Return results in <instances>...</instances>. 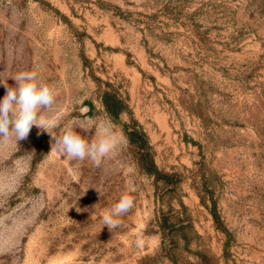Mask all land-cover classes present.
I'll return each mask as SVG.
<instances>
[{"label":"rangeland","instance_id":"obj_1","mask_svg":"<svg viewBox=\"0 0 264 264\" xmlns=\"http://www.w3.org/2000/svg\"><path fill=\"white\" fill-rule=\"evenodd\" d=\"M21 71L54 90L53 136L82 125L91 141L104 122L119 142L97 167L51 152L36 126L0 140V264H264V0H0V77ZM92 76L127 98L177 185L140 170ZM130 187L110 232L102 216Z\"/></svg>","mask_w":264,"mask_h":264},{"label":"clouds","instance_id":"obj_2","mask_svg":"<svg viewBox=\"0 0 264 264\" xmlns=\"http://www.w3.org/2000/svg\"><path fill=\"white\" fill-rule=\"evenodd\" d=\"M11 78L14 86L8 84ZM7 79L0 77V85L6 93L0 100V140L15 141L26 140L33 126L40 132H47L52 137L51 152L61 158L70 160H90L99 167L102 162L113 152L119 138L114 133L110 124L101 122L95 127L94 138L89 141L83 133L90 129L80 125L69 127L59 136H53L48 129L53 123L44 119L42 110L50 109L55 103L54 90L38 78L36 71H21ZM79 128L81 132H77ZM39 134V133H38ZM135 191L130 187L128 192L121 195L109 212L102 216L103 227L107 226L111 232L121 224L119 219L127 214L134 206L131 195ZM79 212V210L76 208Z\"/></svg>","mask_w":264,"mask_h":264},{"label":"trees","instance_id":"obj_3","mask_svg":"<svg viewBox=\"0 0 264 264\" xmlns=\"http://www.w3.org/2000/svg\"><path fill=\"white\" fill-rule=\"evenodd\" d=\"M85 62L86 60L84 58V63ZM92 79L98 87L99 100L104 112L113 123L120 125L124 138L133 151V157L136 164L143 173L153 178L156 190L158 189L159 184L164 187L174 184L177 185L179 183L177 173H167L160 171L157 168L154 162L153 150L149 142L148 136L142 126L132 117L130 108L127 104V98L123 96L120 91L114 88L110 82H102L99 78H96L95 76H92ZM87 109L88 113H90L92 109L91 104H88ZM122 115H127L130 121L122 122ZM200 201L202 205L207 209L216 229L227 235V230L223 227L222 221L217 212L215 200L210 197L209 205H207L204 199L201 197ZM179 205L183 209H185V206L182 204V202H180ZM156 223L162 237L163 247L164 249H166L165 245L171 237L168 215L161 212V215L158 216L156 219ZM169 260L173 264H176L173 258H169Z\"/></svg>","mask_w":264,"mask_h":264}]
</instances>
